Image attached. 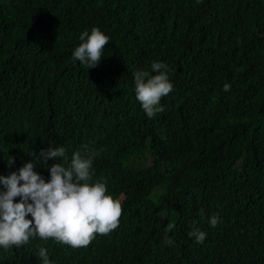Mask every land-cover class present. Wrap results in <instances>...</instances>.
Listing matches in <instances>:
<instances>
[{"label": "trees", "instance_id": "obj_1", "mask_svg": "<svg viewBox=\"0 0 264 264\" xmlns=\"http://www.w3.org/2000/svg\"><path fill=\"white\" fill-rule=\"evenodd\" d=\"M93 27L109 43L85 68L72 52ZM153 62L172 91L149 118L134 73ZM85 144L119 226L0 248V264H42L40 247L51 264H264V0H0V175L31 162L47 182Z\"/></svg>", "mask_w": 264, "mask_h": 264}, {"label": "clouds", "instance_id": "obj_2", "mask_svg": "<svg viewBox=\"0 0 264 264\" xmlns=\"http://www.w3.org/2000/svg\"><path fill=\"white\" fill-rule=\"evenodd\" d=\"M200 2V0H197ZM81 41L72 52V58L85 68L97 66L103 56L109 37L98 28L83 31ZM155 73V74H150ZM149 70L134 73L135 97L149 118L163 111L160 101L172 91L167 65L153 62ZM230 85H224L229 91ZM94 153L87 144L73 152L70 163L57 162L49 167L50 178L33 171L34 164L25 163L8 176L0 175V248H20L31 239H49L73 249L88 247L97 235H108L115 230L122 216V204L107 193L104 182L93 181L91 172ZM40 158L67 160L64 147H49L40 151ZM9 166L14 163L7 158ZM19 197L17 201L16 198ZM30 201V202H29ZM28 215L31 219L26 218ZM203 215V211H201ZM219 222L217 215L208 218L211 227ZM174 228L169 223L166 231ZM188 235L197 244L203 243L206 233L193 227ZM171 245L173 241L167 239ZM42 264H51L47 249L37 253Z\"/></svg>", "mask_w": 264, "mask_h": 264}, {"label": "rangeland", "instance_id": "obj_3", "mask_svg": "<svg viewBox=\"0 0 264 264\" xmlns=\"http://www.w3.org/2000/svg\"><path fill=\"white\" fill-rule=\"evenodd\" d=\"M142 162H143L144 164H148V163H149V157L143 158V159H142Z\"/></svg>", "mask_w": 264, "mask_h": 264}]
</instances>
